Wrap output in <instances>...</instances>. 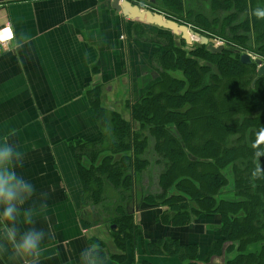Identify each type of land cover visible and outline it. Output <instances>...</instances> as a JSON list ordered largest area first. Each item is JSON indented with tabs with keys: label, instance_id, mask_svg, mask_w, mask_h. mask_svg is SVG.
Instances as JSON below:
<instances>
[{
	"label": "trees",
	"instance_id": "obj_1",
	"mask_svg": "<svg viewBox=\"0 0 264 264\" xmlns=\"http://www.w3.org/2000/svg\"><path fill=\"white\" fill-rule=\"evenodd\" d=\"M161 5L146 8L222 39L224 49L211 54L205 46H187L158 32V79L125 105L130 120L104 109L96 90L91 92L101 136L75 140L70 147L83 203L105 224L122 264H137L131 255L139 235L131 213L137 187L138 207L164 208L158 217L162 224L185 227L200 216H218L219 235L202 264L213 258L222 264H264V75L257 77V67L241 64L231 51L264 60V17L254 14L264 0H163ZM206 6L222 16L206 17L201 11ZM133 28L136 37L147 39L144 26ZM148 150L160 170L153 193L144 177L150 161L142 156ZM145 250L198 264L196 245L158 240Z\"/></svg>",
	"mask_w": 264,
	"mask_h": 264
},
{
	"label": "crops",
	"instance_id": "obj_2",
	"mask_svg": "<svg viewBox=\"0 0 264 264\" xmlns=\"http://www.w3.org/2000/svg\"><path fill=\"white\" fill-rule=\"evenodd\" d=\"M110 5L111 0H0V29L8 26L12 32L0 55V140L22 153L18 171L36 187L32 202L47 204L36 217V226H46L51 235L40 264H79V253L92 244L101 250L102 264H122L105 224L83 203L70 147L75 140L92 142L101 136L89 103L92 91L104 109L122 115L125 104L137 101L157 81L155 54L162 51L157 34L165 30L130 21ZM135 24L150 31L147 39L136 37ZM138 206L132 202L139 231L134 263L183 264L145 250L149 243L169 240L196 245L202 264L218 238V216L172 227L158 221L164 208ZM0 264H8L5 254ZM211 264L222 261L213 258Z\"/></svg>",
	"mask_w": 264,
	"mask_h": 264
},
{
	"label": "clouds",
	"instance_id": "obj_3",
	"mask_svg": "<svg viewBox=\"0 0 264 264\" xmlns=\"http://www.w3.org/2000/svg\"><path fill=\"white\" fill-rule=\"evenodd\" d=\"M254 14L264 17V8L255 9ZM22 165L16 145L0 140V254L7 256L8 264H40L51 235L46 226H36V217L43 215L47 204L32 202L36 187L18 171ZM78 261L102 264L97 245L81 250Z\"/></svg>",
	"mask_w": 264,
	"mask_h": 264
},
{
	"label": "water",
	"instance_id": "obj_4",
	"mask_svg": "<svg viewBox=\"0 0 264 264\" xmlns=\"http://www.w3.org/2000/svg\"><path fill=\"white\" fill-rule=\"evenodd\" d=\"M110 6L116 14L120 13L123 17L130 21H136L142 25L152 26L168 31L172 35L179 36L188 46H191L196 39L197 43L201 46H205L206 51L211 54L220 53L224 49L222 46H216L212 39L199 35L188 26L167 20L161 14L147 9H142L128 0H111ZM231 51L238 54L239 62L241 64L248 65L253 63L256 65L258 67L257 77L264 75V62L262 60L257 58L251 61L250 57L246 53H240L233 50ZM111 228L113 229V227Z\"/></svg>",
	"mask_w": 264,
	"mask_h": 264
},
{
	"label": "rangeland",
	"instance_id": "obj_5",
	"mask_svg": "<svg viewBox=\"0 0 264 264\" xmlns=\"http://www.w3.org/2000/svg\"><path fill=\"white\" fill-rule=\"evenodd\" d=\"M151 0H140L139 2H142V3H140L141 4V6H143V7H146L147 5H152L153 7H155V8H158V6H162L161 5V3H163V0H154V2H153V4H151V2H150ZM207 3H209L208 1H207ZM197 12H198V10H199V7H197ZM167 11H170V10H167ZM201 11H203L202 13L203 14H205V16L206 17H208V16H211V14H210V12L213 14V16H217V17H221L222 16V14H221V12H219V11H217V12H215V14H214V12L213 11H209V7H204V9L202 8L201 9ZM185 17V16H184ZM190 19V18H189ZM191 28V27H190ZM212 31L211 32H213L214 31V29H211ZM195 32H197V33H199L198 31H195ZM213 33H215V32H213ZM200 34V33H199ZM173 36H175V35H173ZM175 37H179V36H175ZM180 38V37H179ZM210 39V38H209ZM214 42H216V41H218V42H220L221 44H223L224 45V42H223V40L222 39H220V38H217V39H213V38H211ZM196 43H197V41H196V39L194 40V42H193V44L191 45V46H193V45H196ZM188 46V45H187ZM243 53H248V51L247 52H243ZM253 54V53H252ZM250 54V53H248L247 55L248 56H251V57H256L255 56V54ZM257 70V69H256ZM126 105V104H125ZM125 111H124V113H122V115H120L123 119H125V120H130V116H129V112L127 111V109H126V107H125V109H124ZM134 127H136V125H134ZM149 143H153V139L152 138H150L149 139ZM143 158H146L147 160H149L150 161V165H149V167L145 170V175H144V177L145 178H147L149 181H150V184H149V189H147L148 190V192H150V193H153L155 190H154V188H155V186H156V183H157V175H158V173L160 172V170H158L157 171V168H155L154 166H153V155H152V153L148 150L147 152H145V154L142 156ZM146 186V185H145ZM139 191H140V189H138V187L136 188V192H135V199H134V201L136 202V201H138V197H139ZM105 232L107 233V240L110 242V244L112 245V247L115 249V251H119L116 247H115V245L113 244V240L110 238V234H109V232H108V229H106L105 230ZM103 253H104V256L106 257V256H108L109 254L105 251V249H104V251H103ZM109 258V257H108Z\"/></svg>",
	"mask_w": 264,
	"mask_h": 264
},
{
	"label": "built area",
	"instance_id": "obj_6",
	"mask_svg": "<svg viewBox=\"0 0 264 264\" xmlns=\"http://www.w3.org/2000/svg\"><path fill=\"white\" fill-rule=\"evenodd\" d=\"M12 33L8 26L0 29V55L5 51L6 44L11 41Z\"/></svg>",
	"mask_w": 264,
	"mask_h": 264
},
{
	"label": "bare ground",
	"instance_id": "obj_7",
	"mask_svg": "<svg viewBox=\"0 0 264 264\" xmlns=\"http://www.w3.org/2000/svg\"><path fill=\"white\" fill-rule=\"evenodd\" d=\"M192 41H193V39H192Z\"/></svg>",
	"mask_w": 264,
	"mask_h": 264
}]
</instances>
